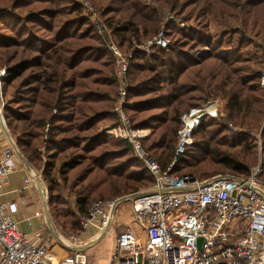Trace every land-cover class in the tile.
<instances>
[{
    "label": "trees",
    "instance_id": "16d2710c",
    "mask_svg": "<svg viewBox=\"0 0 264 264\" xmlns=\"http://www.w3.org/2000/svg\"><path fill=\"white\" fill-rule=\"evenodd\" d=\"M90 1L121 49L152 36L161 22L145 0ZM155 1L198 27L186 33L169 20L167 46L135 51L129 60L126 99L132 104L126 112L134 126L150 127L144 147L166 167L175 154L180 114L216 94L239 129L229 133L224 122L205 117L171 172L246 177L257 148L249 129L264 117V88L261 70L250 65L245 51L252 40L241 28L264 29V0ZM210 17L224 25L216 36L209 31ZM238 19L242 25L230 29ZM3 65H8L1 81L5 124L20 152L41 166L48 211L62 233L81 231L78 216L92 200L151 184V174L126 141L96 130L116 121L111 107L117 78L104 37L78 3L0 0ZM262 134L264 149V128ZM65 191L74 194L73 203Z\"/></svg>",
    "mask_w": 264,
    "mask_h": 264
},
{
    "label": "built area",
    "instance_id": "2783aa9c",
    "mask_svg": "<svg viewBox=\"0 0 264 264\" xmlns=\"http://www.w3.org/2000/svg\"><path fill=\"white\" fill-rule=\"evenodd\" d=\"M72 1L82 7L113 56L117 87L112 112L116 121L102 126L101 130L126 141L153 180L145 191L92 200L86 212L78 216L81 231L61 234L58 238L62 245L72 249V254L62 259L49 253L47 242L37 243L18 229L11 218L16 211L15 202L0 200V264H89L84 246L105 236L112 239L105 264H264V183L259 165L243 178L217 174L203 179L192 173L171 172L177 156L192 142L193 130L205 117L220 118L230 133L239 128L221 116L217 99L191 107L180 117L172 161L161 167L142 142L150 133L149 127L134 126L126 112V73L135 51L149 53L153 47L167 46L164 27L123 51L90 0ZM163 20H171L179 28L186 27L184 21L170 12L164 14ZM5 75L4 67L0 69L3 127L1 81ZM260 85L264 87V64ZM11 141L0 153V192L15 170L14 158L20 153ZM23 184L26 188L33 186L34 177L25 175ZM39 195L43 209L48 210L45 183L41 184ZM199 237H202L200 249Z\"/></svg>",
    "mask_w": 264,
    "mask_h": 264
},
{
    "label": "crops",
    "instance_id": "0c3cea01",
    "mask_svg": "<svg viewBox=\"0 0 264 264\" xmlns=\"http://www.w3.org/2000/svg\"><path fill=\"white\" fill-rule=\"evenodd\" d=\"M7 133L5 127L0 124V153L8 145L10 139L12 140L8 131ZM14 166L15 170L9 175L7 184L1 189L0 200L5 203H16V211L11 214V218L16 222L18 229L31 236L37 243L47 242L49 253L59 259L72 254V249L62 245L58 240L62 232L53 223L50 212L43 209V201L39 195L40 186L44 184L41 177V166L33 165L24 155L23 158L20 155L14 158ZM28 174L34 177V185L26 188L23 179ZM37 211L42 214L36 216L34 213ZM51 237L56 239V242ZM99 241L84 246L89 264H105L107 261L109 253L101 259L90 254L91 249Z\"/></svg>",
    "mask_w": 264,
    "mask_h": 264
},
{
    "label": "rangeland",
    "instance_id": "374dc122",
    "mask_svg": "<svg viewBox=\"0 0 264 264\" xmlns=\"http://www.w3.org/2000/svg\"><path fill=\"white\" fill-rule=\"evenodd\" d=\"M145 1L148 2L149 4H152V5L155 6L156 11H157V14L160 17V21L161 22L159 24V27H158L157 31L159 29H162V27H165V23L167 21L164 22V20H163L164 19V14L167 13V12L169 13V11H167L164 6L160 5V3H158L155 0H145ZM260 13L261 14H264V10H262ZM171 14H173V13H171ZM185 25H186V27L185 28H182V30H184V32H186V33L189 32L188 31L189 30L188 27H194V28H197L198 27L196 20L189 21L188 23H185ZM240 25H242V24H241L240 19H238L236 22L235 21H232L231 25H229L230 26L229 28L230 29H234L237 26L239 27ZM208 27H209V31L211 32V34L213 36L218 35L222 31V29H224V25H222L220 23V19L219 18H213V17H210L209 18V20H208ZM241 30L247 35L248 38H250L252 40V42L245 49L246 54L249 57V63H250V65H252V67L257 68L258 70H261L262 71L263 64H264V29L256 32L255 29H251L249 27H246V28L244 27V28H241ZM142 40H143V38H141V39H134L133 42L131 43V45L129 47H127V49H122V50L123 51H128L129 49H131L133 47V44L134 43L139 42V41H142ZM193 54L194 55L197 54V51H195ZM4 67L6 68V71H7L8 70V65H3V66L0 67V69H2ZM113 70H114V62H113ZM1 91H2V84H1ZM115 93H116V90L112 94V98H113L112 107H113V103H114ZM9 95H10L9 97H12L13 94H9ZM2 98H3V102L5 103L6 97H4L3 94H2ZM212 99H217L219 101L220 110H221L220 113L222 114L221 116L226 121H229L226 118V115H225L224 111L222 110V103H223V101L220 98V96H218L216 94L215 95H211L209 97V99H207L203 104H205L208 100H212ZM127 103L130 105V104H132V101H127ZM202 105H200V106H202ZM112 107H111V111H112ZM195 107H199V106H195ZM190 108H188V110ZM188 110H185L182 113H184V112H186ZM182 113L180 114V117H181ZM217 119L220 120V118H217ZM4 122H5V120H4ZM230 122H232V121H230ZM109 123H111V122H108V123H100L97 126V128H96L97 132L102 133V134H104L106 136H111V135H107L105 132H103L101 130V127L102 126H105V125H107ZM234 125H236V124H234ZM178 127L179 128L181 127V123H180V126H178ZM237 127H239V126H237ZM263 128H264V117H263L261 123L257 127H254V128L249 129V131H250V134L249 135L252 137V139L254 140V142L256 143V146H257L256 151H255V154H256L255 161H254V163L252 165H250V168H252V167H254L256 165H259L260 170H261V178H262V181L264 183V149H263V145H262V142H263V134H262ZM5 129H6V131H8V128H7L6 124H5ZM149 129H150V127H149ZM176 134H177V139H178V131H177ZM148 135H151V129H150V133ZM218 173H220V172H218ZM194 175H196L199 178H203V179L206 178V176H204V175H202V176H200L198 174H194ZM214 175H217V174L215 173L212 176H214ZM219 175H226V174H219ZM148 188H149V185H144V186L142 185V186L138 187L136 190H134L132 192L122 193L120 195L112 196V197H118V196L128 195L130 193L145 191ZM65 195L68 197L70 203H73V201H74V194L73 193H70L69 191H65ZM128 219H129V217H128ZM62 234H65V233H62ZM110 238H111L110 236H105V237L99 239L100 241L98 242V244L95 245L91 249V252H90L91 256H93V257H95L97 259L105 258L107 256V254L109 253V249H110V246H111V239Z\"/></svg>",
    "mask_w": 264,
    "mask_h": 264
},
{
    "label": "water",
    "instance_id": "95a60500",
    "mask_svg": "<svg viewBox=\"0 0 264 264\" xmlns=\"http://www.w3.org/2000/svg\"><path fill=\"white\" fill-rule=\"evenodd\" d=\"M5 131H6V129H5ZM6 133H7V131H6ZM7 134H8V133H7ZM11 144H12L13 148H16V145L14 144L13 141H11ZM19 155L23 158V155H22L21 153H19ZM46 212H47V210H46ZM201 246H202V237H199V238L197 239V247H198V249H200Z\"/></svg>",
    "mask_w": 264,
    "mask_h": 264
}]
</instances>
